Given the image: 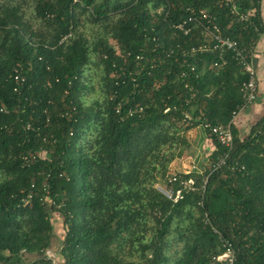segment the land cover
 Instances as JSON below:
<instances>
[{
	"label": "trees",
	"instance_id": "1",
	"mask_svg": "<svg viewBox=\"0 0 264 264\" xmlns=\"http://www.w3.org/2000/svg\"><path fill=\"white\" fill-rule=\"evenodd\" d=\"M261 1L239 2L241 13L253 11L257 28L244 30L219 0H33L45 27L35 31L26 0H0V264H27L24 254L41 256L29 264H52L46 252L56 228L58 264H225L216 258L228 244L234 264H264V118L244 138L233 125L227 163L211 173L226 150L213 140L215 151L200 160L203 174L182 176L196 183L179 202L155 187L176 157L174 145L185 142L174 108L227 125L246 80L233 60L212 69L217 53L203 55L196 74L181 79L187 65L164 51L178 42L186 50L198 45L201 31L174 38L173 26L188 8L205 10L224 35L256 44L264 35ZM85 14L106 29L93 48L104 65V98L87 106L82 96L91 90L94 60L77 33ZM140 54L150 60L143 68ZM184 81L195 93L191 106ZM136 108L143 111L129 115ZM236 162L244 174L231 172ZM172 243L181 245L173 258Z\"/></svg>",
	"mask_w": 264,
	"mask_h": 264
},
{
	"label": "built area",
	"instance_id": "2",
	"mask_svg": "<svg viewBox=\"0 0 264 264\" xmlns=\"http://www.w3.org/2000/svg\"><path fill=\"white\" fill-rule=\"evenodd\" d=\"M244 0H219L221 6L226 7L228 13L237 24L243 25L244 30L249 27L256 28L253 22V11H248L246 13H241L239 11V2ZM252 12V13H251ZM188 16L179 23L173 26V37H180L183 35L185 37L195 35L196 30L201 31V40L198 45L192 46L190 49H185L181 43H176L171 48L170 51H164L167 58H173L176 62L183 60V65H187L189 71H182L179 74L181 79H187L190 73L196 74L197 62L201 60L200 58L208 53L219 54V62H214L211 65L212 69H221L223 66L227 65L230 60H233L240 67L243 75L246 76V80L242 83V101L236 110L232 112L231 120L227 125H213L202 114L195 116L190 110L181 105L179 108L175 107L174 110H179L181 113V124L185 128L191 129H201L207 132L209 137L216 140L221 146L226 150L219 157L216 163L210 164L208 169L212 172L219 169L221 166L226 165L230 152L233 149L234 135H233V125L235 119L239 114L248 110L257 100L259 92V74L255 67V46L256 44L252 41L248 44H244L240 40L231 38L230 36L224 35L221 28L214 22L207 11L196 10L193 8L187 9ZM153 42L157 43V39L153 37ZM158 47V43L156 45ZM145 55H137L136 61L138 66L144 67L145 63L149 62V59H145ZM193 59L192 62L189 60ZM189 61V62H188ZM125 68H121L120 72H116L114 77L120 78L116 82L120 85L123 76H126ZM16 85H20L24 82V77L19 73V70L15 71V76L13 77ZM185 82L184 88L189 91V99L185 100L186 106H191L193 100L195 99V93L193 88L190 86L189 82ZM123 83V82H122ZM18 88L15 89V92ZM170 109H167L165 113H168ZM118 112L120 107H118ZM143 108H136L129 110V115L134 113L142 112ZM7 112V111H5ZM68 115V114H67ZM264 135V127L258 132ZM263 152L261 154L264 157V144L262 146ZM190 170L182 171L181 173L172 174L168 178V186L158 187V190L163 193L167 198L172 200L174 203L179 202L184 198V192H189L195 190V180L193 178L185 180L182 176L189 175L196 171L197 173L203 174L202 169L193 164ZM232 173H242L246 172L245 166H240L237 162L229 166ZM175 184H178V188L175 189ZM226 251L221 256L217 257L218 262H223L225 264H234L236 260V254L231 244L226 245ZM47 258L49 252H47ZM52 260L51 258H48ZM53 261V260H52Z\"/></svg>",
	"mask_w": 264,
	"mask_h": 264
},
{
	"label": "rangeland",
	"instance_id": "3",
	"mask_svg": "<svg viewBox=\"0 0 264 264\" xmlns=\"http://www.w3.org/2000/svg\"><path fill=\"white\" fill-rule=\"evenodd\" d=\"M23 10L25 13V19L30 24L33 30L43 31L45 29V27L42 26L41 21L37 20L35 17L33 0H26V5L24 6ZM77 33L87 39L88 46L91 49V58L94 60L89 67L90 70L88 73V78H90L89 81L91 82V90L90 92L88 91L83 94V103L86 106L93 105L95 101L101 103L104 98L102 93V89L104 88V81L102 80L104 76V65L101 64L100 56L94 53L93 48L95 42H97L99 38L106 35L105 25H103L102 23L93 24L89 21L88 16L86 14L81 15L79 17V27ZM109 43L114 44L111 40ZM179 127L180 128L178 134L185 138V142L184 144L176 143L174 145L173 152L176 157L168 165V172L165 178L159 179V182L155 185L156 188L162 187L165 183H167L168 177L172 174L181 173L183 170L187 171L192 169L191 167L193 166V164L199 167V169L201 170L202 161H200V159L203 157V155L200 156V148L199 146H197V141L200 137H196V131L200 129L197 128L188 131L183 124H179ZM188 132L190 133V135H188ZM205 133L208 135L207 132ZM61 236L62 235L59 233L56 234V236L53 238L51 248L47 251L49 252L48 258H51L53 260L52 264H58L63 260L60 256L63 247ZM180 248L181 245L172 243L168 251V255L172 258L176 257V251H180ZM22 257L23 261L29 264L36 261L41 256L35 254H24Z\"/></svg>",
	"mask_w": 264,
	"mask_h": 264
},
{
	"label": "crops",
	"instance_id": "4",
	"mask_svg": "<svg viewBox=\"0 0 264 264\" xmlns=\"http://www.w3.org/2000/svg\"><path fill=\"white\" fill-rule=\"evenodd\" d=\"M261 17L264 25V0L261 1ZM255 67L259 74V92L258 98L256 102L245 112L238 115L234 122V128L237 130V133L240 138L246 137L253 126L259 122L262 118H264V35L261 34L256 41L255 46V59H254ZM196 137H200L197 141V146L200 148V156L203 157L200 160L208 159L212 153L215 151L216 145L213 139L209 137L205 132L201 129L196 131ZM188 135L190 133L188 132ZM194 139V138H193ZM195 140V139H194ZM185 171V170H183ZM55 224L59 227L61 222L59 219L55 218ZM59 228H56V233L60 234L58 231Z\"/></svg>",
	"mask_w": 264,
	"mask_h": 264
}]
</instances>
